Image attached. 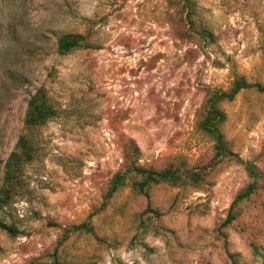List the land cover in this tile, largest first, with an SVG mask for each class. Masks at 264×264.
Wrapping results in <instances>:
<instances>
[{"label": "rangeland", "instance_id": "obj_1", "mask_svg": "<svg viewBox=\"0 0 264 264\" xmlns=\"http://www.w3.org/2000/svg\"><path fill=\"white\" fill-rule=\"evenodd\" d=\"M200 6L208 41L176 34L169 0H0V173L41 85L59 111L38 133L22 195L0 210L21 231H0V264L46 261L61 226L89 220L96 233L65 242V264H232L231 254L264 264L251 246L264 251V184L235 228L222 226L251 181L245 163L225 164L203 188L156 185L158 222L141 221L146 201L130 185L91 218L122 167L125 138L136 141L141 164L179 155L200 164L214 144L198 127L205 89H227L239 76L264 83V0ZM89 27L99 48L57 51L60 33ZM223 107L233 149L264 172V93L243 90Z\"/></svg>", "mask_w": 264, "mask_h": 264}, {"label": "trees", "instance_id": "obj_2", "mask_svg": "<svg viewBox=\"0 0 264 264\" xmlns=\"http://www.w3.org/2000/svg\"><path fill=\"white\" fill-rule=\"evenodd\" d=\"M201 0H169L173 13V27L178 36L183 39L198 35L199 41L213 39V32L204 23L201 14ZM92 28L86 30H68L58 35L56 45L60 54H69L80 49H95L99 46L92 40ZM254 89L264 93V83L251 82L245 76H239L227 88L208 86L205 100L199 114L198 127L208 135L214 144L210 154L197 165L191 164L183 155L166 159L161 164H141L140 149L133 138H125L122 143L124 160L122 167L107 181L104 188V198L92 213L98 216L107 209L117 193L128 185L133 192L144 198L146 206L142 216L147 218L142 222L160 220V212L153 207L152 190L156 185L169 184L175 187L203 188L211 183V178L220 171L225 164L232 161L245 163L251 181L236 194L223 220L224 228L234 227L245 212V206L255 201L259 191L263 188L264 172L255 163L245 162L235 152L231 141L223 129L228 120V113L223 107L224 102L233 101L243 90ZM59 111L54 104L46 85H41L28 100L23 120V130L14 149L3 163L0 173V210L12 207L18 197L22 195L25 186L26 165L38 156V133L50 120L56 118ZM146 216V217H145ZM147 230L149 224L143 223ZM61 238L54 251H50L46 261L41 257H33L26 264H65L62 260L61 246L75 233H96L92 220L76 225L60 227ZM235 228V227H234ZM0 231L9 235L21 234L19 228L0 218ZM255 253L264 257V251L259 249L256 242L251 243ZM43 258V259H44ZM232 264H241L231 254Z\"/></svg>", "mask_w": 264, "mask_h": 264}]
</instances>
